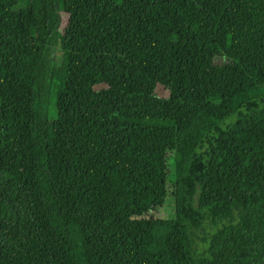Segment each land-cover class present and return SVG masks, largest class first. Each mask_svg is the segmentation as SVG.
Masks as SVG:
<instances>
[{
    "label": "trees",
    "instance_id": "obj_1",
    "mask_svg": "<svg viewBox=\"0 0 264 264\" xmlns=\"http://www.w3.org/2000/svg\"><path fill=\"white\" fill-rule=\"evenodd\" d=\"M0 264H264V0H0Z\"/></svg>",
    "mask_w": 264,
    "mask_h": 264
},
{
    "label": "rangeland",
    "instance_id": "obj_2",
    "mask_svg": "<svg viewBox=\"0 0 264 264\" xmlns=\"http://www.w3.org/2000/svg\"><path fill=\"white\" fill-rule=\"evenodd\" d=\"M112 87L120 88V86L118 84H112V85L108 84V85L99 86L96 89L100 90V89H106V88H112ZM144 90L146 93L156 95L160 98H165L168 95V91L166 90V88L164 86H161V85H159L155 88L146 87ZM196 146H197V142L195 140H193L190 137H186V138L179 141L178 151H179V153L189 157L193 153ZM169 210H170L169 207L164 206L161 210L156 212V216L160 215L161 217H165L164 213L168 212ZM200 237H203V234H200Z\"/></svg>",
    "mask_w": 264,
    "mask_h": 264
}]
</instances>
